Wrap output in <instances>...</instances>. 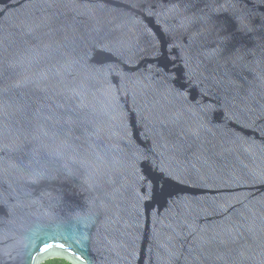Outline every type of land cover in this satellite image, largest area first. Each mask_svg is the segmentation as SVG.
<instances>
[{"label":"water","instance_id":"95a60500","mask_svg":"<svg viewBox=\"0 0 264 264\" xmlns=\"http://www.w3.org/2000/svg\"><path fill=\"white\" fill-rule=\"evenodd\" d=\"M264 264V0H0V264Z\"/></svg>","mask_w":264,"mask_h":264},{"label":"trees","instance_id":"16d2710c","mask_svg":"<svg viewBox=\"0 0 264 264\" xmlns=\"http://www.w3.org/2000/svg\"><path fill=\"white\" fill-rule=\"evenodd\" d=\"M40 264H70V263L61 258H51V259L45 260L44 262Z\"/></svg>","mask_w":264,"mask_h":264}]
</instances>
